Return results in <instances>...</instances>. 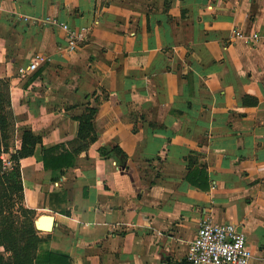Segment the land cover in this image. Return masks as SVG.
I'll return each instance as SVG.
<instances>
[{"label":"crops","instance_id":"crops-1","mask_svg":"<svg viewBox=\"0 0 264 264\" xmlns=\"http://www.w3.org/2000/svg\"><path fill=\"white\" fill-rule=\"evenodd\" d=\"M47 18L88 30L79 52ZM8 124L19 142L3 160L23 132L39 139L19 160L22 206L53 218L34 258L188 264L209 222L241 230L264 264V0H0L5 138Z\"/></svg>","mask_w":264,"mask_h":264},{"label":"built area","instance_id":"built-area-1","mask_svg":"<svg viewBox=\"0 0 264 264\" xmlns=\"http://www.w3.org/2000/svg\"><path fill=\"white\" fill-rule=\"evenodd\" d=\"M42 22L58 26L64 32V49L67 54L79 52L87 41L88 30L84 28L75 29L49 18ZM235 36L238 39L244 38L240 32H236ZM258 37L257 34L249 36L254 41ZM49 61L46 56L35 57L27 66L18 68L17 74L22 78L31 76L48 64ZM8 164L9 162L3 165L2 162V166ZM251 259L252 254L246 246V239L241 230L237 229L233 224L217 225L209 222L200 224L185 256L188 264H250Z\"/></svg>","mask_w":264,"mask_h":264},{"label":"rangeland","instance_id":"rangeland-1","mask_svg":"<svg viewBox=\"0 0 264 264\" xmlns=\"http://www.w3.org/2000/svg\"><path fill=\"white\" fill-rule=\"evenodd\" d=\"M4 128H8L9 135L7 138L3 137V134H1L2 136L0 135V147L5 149V147H7L5 144H7L8 148L10 147L9 149L13 150L18 146L17 143L19 142V138L15 137L13 128L10 124H8V127L4 125ZM8 159V157L6 160L1 159L3 165L8 162ZM2 174H4V176L0 179V232L2 233L4 230L8 232L11 230V234L15 237L17 234H25L26 231L29 230L30 224L35 220V214L22 206L20 192H15L10 196L9 193L14 192L17 183L16 180L13 179L10 169H1L0 176H2ZM26 238V236L25 239L20 236L19 239L21 242H18L15 246L12 244L13 239L7 241V247L8 250H11L12 256L13 253H17V257L14 258V264L17 262L21 264L24 261L23 248ZM23 264L29 263L26 262Z\"/></svg>","mask_w":264,"mask_h":264},{"label":"trees","instance_id":"trees-1","mask_svg":"<svg viewBox=\"0 0 264 264\" xmlns=\"http://www.w3.org/2000/svg\"><path fill=\"white\" fill-rule=\"evenodd\" d=\"M39 142V139L34 137L30 132L26 131L23 132L22 134V138H21V146L20 149L18 151H16L14 154H10V159H9V164L6 166H2V161L0 160V170L1 169H10L12 177L14 180H16V186H15V190L14 192H10V196L12 194H14L15 192H22V186H21V176H20V171H19V160L23 157H26L28 155L32 154L33 148L34 146ZM1 149V148H0ZM54 152V150H50L49 153H45L44 157L50 156L52 155V153ZM1 153V150H0ZM43 157V165L46 168L48 167H54L56 164V166L54 168H62V167H67L68 165L71 164V161L69 159V157L71 158V154L65 153L63 155L60 156H56V158L54 159H46ZM48 161L51 163L49 164ZM52 168V169H54ZM4 176V174H2V176H0V179ZM190 180V179H189ZM35 229L33 227V223L30 224L29 226V230L26 231L25 234H17L15 233V237H13L14 235L11 234V230H9L8 232H6L5 230L2 231V233L0 232V246H2L4 249H8L7 247V241L9 239H13L12 244L15 246V244H17L18 242L20 243V239L19 237H23L25 239V236L27 237L25 241V245H24V250H23V256H24V261L21 263H29V264H46L47 260L51 257L50 255L46 254V253H41L37 256H35V258L33 257L32 253H33V247L35 245V243L37 242V238L35 237ZM29 238V239H28ZM28 239V240H27ZM17 253H13V255L15 257H17L16 255ZM26 261V262H25ZM16 264H20L19 262H17Z\"/></svg>","mask_w":264,"mask_h":264},{"label":"water","instance_id":"water-1","mask_svg":"<svg viewBox=\"0 0 264 264\" xmlns=\"http://www.w3.org/2000/svg\"><path fill=\"white\" fill-rule=\"evenodd\" d=\"M53 218L50 216H41L34 221V228L41 232H50L52 228Z\"/></svg>","mask_w":264,"mask_h":264}]
</instances>
